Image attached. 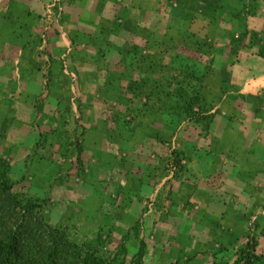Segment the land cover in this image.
Instances as JSON below:
<instances>
[{
    "label": "crops",
    "instance_id": "obj_1",
    "mask_svg": "<svg viewBox=\"0 0 264 264\" xmlns=\"http://www.w3.org/2000/svg\"><path fill=\"white\" fill-rule=\"evenodd\" d=\"M51 2L0 0L14 185L147 190L160 177L181 238L232 251L254 214L264 264V0H59L49 26Z\"/></svg>",
    "mask_w": 264,
    "mask_h": 264
},
{
    "label": "rangeland",
    "instance_id": "obj_2",
    "mask_svg": "<svg viewBox=\"0 0 264 264\" xmlns=\"http://www.w3.org/2000/svg\"><path fill=\"white\" fill-rule=\"evenodd\" d=\"M171 173L170 168L165 169L162 179ZM159 179L147 190L140 182L133 186L123 182L91 188L32 189L14 185L11 192L22 203L31 201L40 206L36 217L41 216L45 219L43 223L64 235L68 247L62 249L59 257L68 262H76L75 258L88 254L105 264H235L248 241L256 244L253 231L257 221L254 214L248 223L251 232L242 247L238 245L232 251L207 244L197 247L185 241L177 232L178 224L160 211L159 197L165 187H161ZM150 210H153L151 217L148 214ZM175 228L177 237L173 232ZM155 230L159 231L158 236ZM142 244L145 254L140 260L136 254ZM251 264L258 262L252 261Z\"/></svg>",
    "mask_w": 264,
    "mask_h": 264
},
{
    "label": "trees",
    "instance_id": "obj_3",
    "mask_svg": "<svg viewBox=\"0 0 264 264\" xmlns=\"http://www.w3.org/2000/svg\"><path fill=\"white\" fill-rule=\"evenodd\" d=\"M9 173L10 166L0 158V264H105L88 254L75 258L76 262L61 259L59 254L68 247L67 239L43 223L44 218L36 217L40 206L31 201L22 203L12 194L14 183ZM144 254L142 244L136 257L142 260ZM259 257L256 244H247L235 264H251Z\"/></svg>",
    "mask_w": 264,
    "mask_h": 264
},
{
    "label": "built area",
    "instance_id": "obj_4",
    "mask_svg": "<svg viewBox=\"0 0 264 264\" xmlns=\"http://www.w3.org/2000/svg\"><path fill=\"white\" fill-rule=\"evenodd\" d=\"M58 3H59V0H52V2L49 3L45 8V17H46V20H47V23L49 26H51L52 22H53V9H54L55 5H57ZM247 244L253 245L254 242L248 241Z\"/></svg>",
    "mask_w": 264,
    "mask_h": 264
}]
</instances>
